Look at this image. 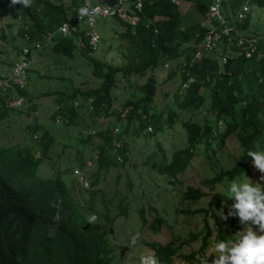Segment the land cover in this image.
Masks as SVG:
<instances>
[{"label": "trees", "instance_id": "1", "mask_svg": "<svg viewBox=\"0 0 264 264\" xmlns=\"http://www.w3.org/2000/svg\"><path fill=\"white\" fill-rule=\"evenodd\" d=\"M106 1L114 3L115 0ZM182 1L194 3L201 16L199 22L188 25L183 23L178 6L171 0H143L142 12L133 13L139 16L134 33L129 23L119 18L111 19L114 27L121 26L124 29L118 30L126 48L120 64L102 61L93 53L88 54L87 50L78 49L67 38H58L53 46L43 47L41 50L45 51L40 50L37 56L38 64L42 59L46 61V65L52 64L53 70L71 68L78 64L72 66L70 61L80 55L89 61L91 80L98 82L92 85L89 80L83 81L85 87L82 88L74 86L71 78L68 80L70 85L64 86L66 89H51L37 94L54 96L57 104L52 115L56 123H75L82 107L90 115L91 122L84 124L85 128L78 141L80 144H89L93 154L87 161L83 160L82 152L78 151L77 155L83 160L82 165H79L81 168H87L92 163L98 165V169L89 172L91 178L100 177V170L105 168L102 176L105 179L110 174L107 170L112 165H123L134 151L145 156L143 164L149 163L148 166L146 163L148 178L156 181V184L158 181L157 185L163 192L172 185L175 189L176 201L173 204L176 209L169 210L167 217L173 218L174 212L202 215L203 224L201 231H189V240L184 242L193 243L201 237L197 250L191 249L181 255L180 245L174 244L173 240L164 245L157 242H148V245L155 255L160 247L168 256L178 253L176 257L185 264H203L209 237H212L216 245L220 241L235 240L239 234L240 226L234 216L222 218L234 203V198H228L226 194L230 182H242L250 178L253 182L264 185V181L259 180L262 174L254 168L247 155L249 150L264 152V54L261 58H256L255 55L252 58L232 55L223 66L219 65L216 55L202 58L193 66L187 67L197 80L183 94H179L180 84L187 76L178 70L177 60L185 52L188 53L187 61L192 57L195 50L193 44L197 45L205 32L201 22L208 17V4L211 0ZM9 3L10 0H0V12H13ZM232 4L236 5L237 2ZM259 4L264 5V2ZM13 7L17 17L27 24L26 29L19 28L15 31L20 37L28 35V43L41 41L43 30L55 27L66 17L64 6L49 0H32L30 7L19 4ZM225 17L231 21L227 10ZM45 18L47 21L44 24ZM249 18L250 14L236 23L245 30ZM8 24L7 22L5 25ZM3 38L5 36L1 34L0 39ZM12 49L18 50L19 46L14 45ZM225 49L221 46L217 51L224 52ZM5 51L0 48V53L8 52ZM13 62L10 60L9 64ZM165 62L172 65L167 69L166 82H172L177 76L180 79L174 90L171 106L167 105L166 111L156 112L154 104L159 90L157 71L165 68ZM29 72H34L38 78L50 79L54 76L49 72L41 73L37 68L33 70L29 66L26 84L15 88L16 97L24 105L20 113L32 118L34 112H37L38 104L32 98L37 89L30 91L29 88L32 86ZM133 76H136L135 80H131ZM57 78L60 81L66 79L60 76ZM139 78L143 82H139ZM131 87L135 89L127 93L122 101L119 100V94H114L116 88L127 91ZM205 92H209L207 97ZM114 102L119 106L114 108ZM3 104L0 100V139L8 145L0 147V264H88L94 257H98L97 264H110L116 256L115 250L124 248L122 244L125 240L121 244L108 241L106 234L113 233V224L108 214L105 215L107 220L104 219L108 224L89 223L83 218L82 209L88 207L87 202L79 203L70 195L69 186L63 179L67 170L56 167L59 157L51 158L49 146L52 141L47 135L35 133L39 129L37 120L32 127L35 137L28 136V139L25 136L27 140L19 144L11 139L8 142L6 127L1 125L13 108H6ZM190 108L192 112L203 113V117L201 123H197L192 115L181 121L185 143L172 142L170 155L160 139L155 140L154 150L148 148L147 153L143 150L146 149L145 140L174 129L180 120V111ZM55 116H59L61 121L54 120ZM100 118L103 119L102 123L98 122ZM93 128H96L94 133L91 131ZM164 130L165 133H162ZM231 136L237 141L236 153L233 154L234 164L218 173L198 178L197 184L190 182L194 176L188 173V170L194 168L190 164L192 159L197 156L206 159L214 157L219 151L225 150V141ZM93 138H97L95 142ZM133 141L136 145H131ZM38 149L41 151L40 156L36 155ZM119 159L122 160L121 164ZM44 160L51 171H54L53 175L42 173L40 164ZM210 169L211 165L207 170ZM127 183L130 187L134 186L131 180ZM148 192L144 193L147 204L143 206V211L152 214L156 208L150 205L152 199H148ZM202 198H206V205L193 208ZM162 221L165 218L158 222V227ZM185 222L190 223L187 220ZM206 254L213 258L215 248L206 251Z\"/></svg>", "mask_w": 264, "mask_h": 264}, {"label": "rangeland", "instance_id": "2", "mask_svg": "<svg viewBox=\"0 0 264 264\" xmlns=\"http://www.w3.org/2000/svg\"><path fill=\"white\" fill-rule=\"evenodd\" d=\"M179 11L182 15V22L185 24H191L195 22H199L201 20L200 14L197 12L195 9L194 3L192 2H184L181 0V5L179 6ZM224 14H226L225 9L222 11ZM250 18H249V23L246 29L250 30H258L259 32H264V5L260 4H252L250 7ZM12 15V12H10L9 16ZM5 16V17H2ZM2 17V18H1ZM0 28L4 26V22L6 19L9 17L7 14H2L0 16ZM114 22L113 20H100L97 23V26L95 29L97 32L101 35V40L100 44L98 45V48L93 50L94 56L102 59V61L106 62H112L114 64H120L123 61V55L126 52L125 48V41L120 37L119 33L121 30L123 31V27L121 26H116L111 23ZM14 24H19L14 21ZM105 24V25H104ZM15 28H18V25L15 26ZM11 29H8L6 33V37L4 40H0V48L2 50L8 51L7 53H0V79L9 77L11 75L12 71V65L13 63L9 64L10 60L15 61V59H18L19 54L18 52L21 49L15 50L12 49L14 48V45L16 46H24L25 41L20 38V36L15 32L14 35L12 33ZM13 35V37H11ZM4 48V49H3ZM23 48V47H22ZM5 51V52H6ZM45 50H41L43 52ZM18 57H17V55ZM38 54L34 55L30 64L31 69L34 70V68H37L40 70L41 73H46L49 72L53 78L46 79V78H38L34 72L30 73V79L32 80V83L29 88L30 91L33 89H37L36 92H33L32 98L36 99V102L38 104V109H37V118H38V124H39V129H38V134L41 135L42 133L47 135L48 139H50L51 145L49 146V151L50 156L52 159L56 160V167L59 169H64L66 168V174L63 175V179L66 183V185L69 186V193L72 197L75 198L77 202H80L83 198L85 199L86 197L88 200H92L93 202L89 205L91 212H93L96 217H97V222L100 224H107L108 222L105 221L104 219H99L100 216L97 212L99 213H105V209L108 210V207L106 206V202L110 203L113 200V203L109 207V213H110V218L111 221L113 220V226L115 228V234L111 233L109 234L108 241L112 243L116 242V239L120 242L125 240L131 241V238L135 236L136 234H139L138 231L143 232L140 228H138V225L140 224V221L138 219L137 215L130 214L128 218H125L123 216H120L121 209L123 208L124 202L128 201L130 204L137 203V200L139 198V194L142 191H149L156 186L158 189V185L156 184V181H151L148 176H147V166L149 163L143 164V161L145 160V156H142V154L139 152H133L132 155L128 157L126 160V163H123V165L116 166L112 165L110 169L107 171L110 172L107 176H105V180L103 181V184L107 188L106 191H104V196L106 197V202L104 200H101L100 197H96L99 195V192H96L94 196H91V193L88 192V189L83 188L78 184L77 178L72 175V168L74 166H79L82 165L83 160L87 161L88 157L91 156L93 153L91 151V146L89 144H80L78 141V137L81 135V131L83 130L84 124H89L91 122L90 115L85 113V109L82 107L79 109L80 116L75 120V123L73 124H65V123H56L53 121V116L52 111L56 107L55 99L54 96L52 95H44L41 96L37 93L47 91V90H61V89H66L67 85L69 84V81L71 78L74 80L73 85L74 86H80L84 88L85 86L83 85V81H91L90 84L93 85L97 84L98 81H93L92 74L88 69L91 70V66L89 64V61L87 58H83L80 55L75 56L73 60L70 61V64L73 66L75 63L78 64V66H73L71 68H60L57 70H53V65H46V61L40 59L39 64H38ZM169 63V67L172 65ZM168 67V68H169ZM164 68L159 71H157V82L159 86V90L155 99V111L160 112V111H166L168 110V106H171L173 103V93L174 90L177 87V83L179 81V77H175L172 82L165 80L166 74H167V69ZM34 74V75H33ZM58 76L64 77L66 79L64 80H58ZM136 76L131 77V80H135ZM68 81V82H66ZM139 82H143V80L138 79ZM135 88L131 87L127 91H122V88L115 89L114 94L118 95L119 100H123L127 97V93L130 91H133ZM121 90V91H120ZM0 91L2 93L1 98L5 100V96L3 95V90L0 87ZM70 92V90H68ZM120 92L122 94L120 95ZM37 94V95H36ZM166 94V95H165ZM206 97L209 95V92H205ZM80 100V99H79ZM208 100V99H207ZM119 104L117 102L113 103V107L116 108L118 107ZM193 110L186 109L183 111H180V120L176 123L174 129H168L162 132L165 133L164 135L158 134L153 138H150L149 140H145V146L146 149H143L146 153L149 149H155V140L160 139L166 148V152L170 155L171 150L173 147L171 146L172 142H179L180 144L185 143V137H183L184 130L183 127L181 126V121L185 120L188 116L192 115L193 118H195L197 123L202 122V115L203 113H196L192 112ZM9 116V117H8ZM19 117V118H18ZM15 118H18L14 120ZM14 120V121H13ZM32 118L30 116H26L24 113H10L9 115L7 114V117L4 119V123L1 126L6 127V134L5 136H9L10 138L8 139V142L10 139H18L19 143H24L27 139L25 136H28L25 132V127L29 126L32 123ZM98 122H103V119L100 118ZM96 127V126H95ZM94 129V130H93ZM91 131L93 133L96 131V128H93ZM98 129V128H97ZM24 134H26L24 136ZM97 138H93V141L96 140ZM143 140V139H142ZM95 142V141H94ZM226 146L224 151H219L214 157H211L210 159H206L202 156H197L195 159H192V162L190 163L193 169H190L189 172L190 174H194V176L190 179V182L197 184L198 183V178H202L204 175L208 174H214L218 173L221 169H226L231 167L234 162L235 158L234 155L236 153V147H237V141L234 136L229 137L226 141ZM8 145L7 143L0 142V146H6ZM131 145H136V143L133 141L131 142ZM178 147V145H176ZM228 150V151H226ZM230 150V151H229ZM80 151L84 155L83 160L80 158V156L77 155V152ZM232 151V152H231ZM96 156V155H95ZM133 164H136V166H132ZM144 165V167H142ZM211 165V169L207 170L208 166ZM39 166V164L37 165ZM40 166L42 167V173L44 175H53L54 171H51L49 164L47 163L46 160L42 161ZM88 172L91 170L98 169V165L96 163H92L91 166H87ZM104 169H101V176L100 177H93L91 180L93 182H98L99 186L102 183V179L104 176ZM51 171V172H50ZM141 173L139 174V172ZM119 175V177H118ZM128 180H131L134 183L133 187H130L128 185ZM78 186V190L75 188V186ZM144 188V190H143ZM82 194V197L80 194ZM161 197L160 203L165 205L166 207H169V197L170 194L166 192H161L159 194ZM96 197V199H94ZM119 197V198H118ZM116 198H118L116 200ZM148 199H151L148 197ZM142 200L144 201L143 204L137 207V210L144 208L143 206L147 204L145 202L146 198L145 196L142 197ZM120 201V203H119ZM206 205V198H202L199 203L194 204L193 208H199V207H204ZM156 206V205H155ZM88 208V207H85ZM173 209V208H172ZM84 210V209H82ZM88 210L85 212V215L89 217L92 213ZM191 214H175L174 217L170 218V221L173 223L171 227H165L157 236V238L164 242L168 240L169 238H172L176 236L177 239H185L189 237V231H201L203 224H202V215H191ZM173 219L175 222H173ZM185 220L190 221V223L185 222ZM185 222V223H183ZM142 225V224H141ZM135 231V232H133ZM127 232V233H126ZM150 232V231H149ZM148 232V234H149ZM132 233V235H127ZM147 234V235H148ZM153 234H150V239L152 238ZM116 237V238H115ZM140 238H143L142 236H139ZM209 244L206 248V251L209 252L213 248H215V243L212 240V237H209ZM201 243V237L194 241L193 243L186 245L184 247V251H189L191 249L197 250L200 247ZM136 243L133 247L131 243L124 244L128 246L129 252L126 250L123 254L120 256L119 263L122 264L123 262L126 261L127 256L130 257L129 260L127 261V264H131L132 261V255L139 257V252L144 251V243L137 245ZM205 251V257H207ZM132 252V253H130ZM201 256V255H200ZM212 256L207 257V259H211ZM136 259V258H135ZM134 259V260H135ZM117 259H115L116 261ZM115 261H111L110 264H114ZM179 260L175 258V264H181L178 262ZM136 263V261H134Z\"/></svg>", "mask_w": 264, "mask_h": 264}, {"label": "clouds", "instance_id": "3", "mask_svg": "<svg viewBox=\"0 0 264 264\" xmlns=\"http://www.w3.org/2000/svg\"><path fill=\"white\" fill-rule=\"evenodd\" d=\"M49 1L56 3V4L60 3L64 6V8L66 10V17L62 22L70 20L71 18L75 17L78 13H80V15L83 16V15H87L88 12H89V14H93L94 17L96 18L95 19V21H96L95 27L97 26V23L100 20H111V19L119 18L117 16V14H114L112 16L111 15L102 16V15H100L99 12L95 13L96 12L95 9L100 10V11H104L105 8L112 7L117 2V0H115L114 3H109L106 0H49ZM31 3H32V0H10L9 7H11L14 11L12 12V10H7L6 12H0V16L2 14H7V16L9 17L4 22V26H2L0 28V36H1V34H3L6 37V35L8 34V33H6L8 31V29L14 30V31H12V33L14 35V33L16 32L15 31L16 25H18L17 29H19V28L26 29L27 28L26 22H22V20L19 19V17H17V12H15V8L13 6L19 4V5H22L23 7H30ZM6 7L8 9V5H6ZM10 12H12V15L9 16ZM2 17H5V16H2ZM14 21L19 23V24H14ZM46 21H47V19L45 18L43 20V23L45 24ZM7 22L9 23L8 26L5 25ZM60 24H58L55 27H52L50 29L43 30L41 41H33V42L28 43V35H26L24 37L23 36L20 37L21 39H23L25 41V45L19 46V49H22V47L23 48L27 47V48L33 49L35 47L36 43H40L41 48L34 52V54H33V56H34V55L38 54L39 51L41 49H43V47L53 46L55 41L58 38H67L73 42L71 37H62V36L57 35V34L53 37V39L50 42H48V43L46 42L48 32L55 31ZM9 26H11V28H9ZM13 35L11 37H13ZM99 37L101 40L100 34H99ZM0 40H4V38L0 39ZM84 42L86 44L85 47H78L74 42L73 43L76 45V47L78 49L87 50L88 54H91L93 52V50L89 47L88 41L84 40ZM99 44H100V42H99ZM33 56H32V58H33ZM1 95H2V93L0 92V100H2V102L4 103L3 106H5V100L1 98ZM3 95L5 96V94H3ZM22 106H24V105H21V107ZM21 107H20V109H21ZM6 108H8V107H6ZM20 109L13 108V111L11 113L18 114V113H20ZM25 110L26 109H24V111ZM33 116H35L34 120H33ZM33 116H32V120H33L32 123L29 126L24 125L25 132L29 137H35L36 136L32 132V131H35L32 127H33L36 120L38 123L37 112H34ZM18 118H15L14 120H16ZM55 119L57 122L61 121L59 116H55L54 120ZM60 124H62V123H60ZM35 133L38 135V132H35ZM26 134H24V136ZM5 135H7L6 129H5ZM28 136H26V138L29 139ZM6 137L10 138L9 136H6ZM11 140L14 143L18 142V139H11ZM0 142H3V141L0 139ZM0 147H5V146H0ZM36 155L37 156L41 155L40 149L36 150ZM247 155L251 158V161H252L254 168L259 170V172L262 174L260 176L259 180L264 181V152L249 150L247 152ZM119 161H120L119 164H121L122 160L119 159ZM71 168H72V175L77 178L78 184L80 186H82L85 189H88V192L91 193V196H94L96 194V192H99L100 194L97 195L96 197L99 196L101 200H104V202H106V197L104 196V191H106L107 188L103 184V181L105 179H101L102 183L99 186L98 182H93L91 180L92 178L86 172V171H88L87 168H85V167L81 168L80 166H74ZM75 170H79L80 174H76L74 172ZM146 172L149 173L148 169ZM188 173L190 174L189 170H188ZM83 178H84V181L86 183H84ZM157 184H158V181H157ZM75 188L79 192L78 186H75ZM174 191H175V189H174L173 185L171 187H169L168 190L164 191L167 194L168 193L170 194L169 207H166L165 205L160 203L161 197L159 196V194L161 192H163L162 189L160 187L158 189L156 186H154V188L152 190H149V192H148L149 197L152 199V203L150 205H153L156 208L152 214H147L146 211H143V208L137 210V207L142 204V197L144 196V193L147 192L145 190L140 192L137 203L130 204L128 201L124 202L125 203V204H123L124 209H121L120 216L128 218L130 216V214L137 215L138 219L140 221L138 228H140V229L142 228L141 230L143 231V232L138 231L139 234H136L135 236H133L131 238V244L133 245V247L136 243H138L137 245L144 243V251L139 252V254H140L139 257L132 255V261L133 262L131 264H175V258H177L179 260L178 262H180L181 264H185L183 262V260L181 261V259L176 257L178 255V253H176L174 255L171 254L172 256L171 255L168 256V254L166 252L160 250V247H159L157 249L158 253L156 252V255H155V253L153 252L151 247L148 245V242H157V243L164 245L168 241L173 240L174 244L180 245L179 251L182 255L183 253L186 252L183 250L184 247L186 245L191 244V243H184V242L189 240V237H187L185 239H177L176 236H174V237L169 238L168 240H166L164 242L160 241L157 238L158 234L165 227H171L173 225V223L170 221V218L167 217L166 213H168L169 210H175L176 209V206L173 204L176 201ZM226 194H227L228 198H234V203L229 207L227 215L226 216L222 215V218L227 219L228 217L234 216L233 218L235 219V221L240 226L238 228L239 234L235 240L218 242L215 245V253L216 254L214 255V257L208 260L207 257L210 255L209 254L207 257L204 258L203 264H264V185H262L260 182H253L250 178H247L246 180H244L242 182L237 181V180H233L230 182V184L226 190ZM80 195L82 197V194H80ZM96 197L94 199H96ZM118 198H116V200ZM82 202H87V206H88V208H83L84 209L83 213H82L83 218L87 219L89 223H94V222L98 223L97 217L95 215H93L94 213L91 212L90 206H89L93 201L88 200V198L86 197L85 199L83 198L79 203H82ZM112 203H113V200L110 203L106 202V206L108 207V210L104 208L105 213L97 212L100 216L99 219L107 220L105 218V215L107 213L109 216V219L111 220L110 213H109V207ZM119 203H120V201H119ZM180 206H181V203H180ZM88 210H90V212L92 213L89 217H87L85 215V212H87ZM174 213H176V212H174ZM180 214H183V213H180ZM191 215H194V214H191ZM164 218H165V221H162V223L158 227L157 226L158 222ZM112 223H113V220H112ZM112 227H113V233L115 234V228H114V226H112ZM148 232H149V234H148ZM151 233L153 234V236L150 239ZM108 234H111V233L109 232ZM108 234H106V236H108ZM127 235L128 236L132 235V233L127 234ZM139 236H142L143 238H140ZM128 242L129 241L124 242L122 244V246L124 247L123 249L118 248L115 250L116 256L112 260L113 261H115V259H117V260L114 262V264H120L119 263L120 256H121V254H123L125 252L123 250H126L129 252L130 248L128 246L124 245V244H127ZM181 242H183V244H180ZM114 243L118 244L119 241L116 239V242H113V244ZM189 251H187V252H189ZM130 253H132V252H130ZM97 258L98 257L91 258L90 262L88 264H97L96 263V262H98ZM129 258L130 257L127 256L126 261L123 262L122 264H127V261L129 260ZM134 261H136V263Z\"/></svg>", "mask_w": 264, "mask_h": 264}, {"label": "built area", "instance_id": "4", "mask_svg": "<svg viewBox=\"0 0 264 264\" xmlns=\"http://www.w3.org/2000/svg\"><path fill=\"white\" fill-rule=\"evenodd\" d=\"M171 1L178 8L181 5V0ZM232 2H237V4L233 5ZM259 2H264V0L210 1L207 10L208 17L201 22V26L205 28V32L199 43L197 45L193 44L195 50L192 52V57L187 61L186 56L188 53L185 52L177 60L179 63L178 70L187 76L186 80L180 84L179 94H183L197 80L194 75L189 73L187 67L193 66L196 61L202 58L216 55L219 65L223 66L232 55H244L245 58H252L254 55L256 58L263 56L264 34L250 29L242 30L236 23L246 19L251 13V5L259 4ZM142 8L143 0H117L112 7H107L104 11L95 9V13L99 12L102 16L117 14L121 20L131 25L132 33H134V28L139 22V16L133 13L140 14ZM224 9L225 12L226 10L228 11L231 21L226 19L225 14L222 12ZM95 19L94 15L89 14V12L83 16L78 13L70 20L62 22L55 31L48 32L46 42H50L57 34L62 37H71L78 47H85L84 40H87L89 47L95 50L98 48L100 42L99 34L95 30ZM155 32L157 33L156 30ZM221 46L226 48L224 52L217 51ZM40 48V43H36L33 49L27 47L22 48L18 52V59H15L12 65L11 75L0 79V87L4 92L3 94H5L6 107L10 108L12 106V108L20 109L21 99L16 97L17 93L15 92V88L17 86L23 87L26 84V72L31 64L32 56ZM164 67L168 68L169 63L165 62ZM74 172L80 174L79 170H75ZM84 183L86 182L84 181Z\"/></svg>", "mask_w": 264, "mask_h": 264}, {"label": "crops", "instance_id": "5", "mask_svg": "<svg viewBox=\"0 0 264 264\" xmlns=\"http://www.w3.org/2000/svg\"><path fill=\"white\" fill-rule=\"evenodd\" d=\"M184 2H187V1H184Z\"/></svg>", "mask_w": 264, "mask_h": 264}]
</instances>
